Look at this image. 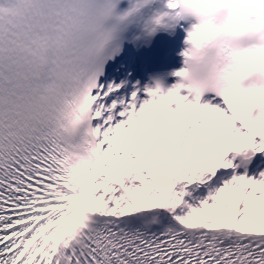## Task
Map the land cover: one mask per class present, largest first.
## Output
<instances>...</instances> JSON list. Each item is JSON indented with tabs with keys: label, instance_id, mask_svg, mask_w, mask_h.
<instances>
[{
	"label": "snow or ice",
	"instance_id": "6c2138e0",
	"mask_svg": "<svg viewBox=\"0 0 264 264\" xmlns=\"http://www.w3.org/2000/svg\"><path fill=\"white\" fill-rule=\"evenodd\" d=\"M213 2L264 27V0ZM117 3L0 0V264H264V174L186 199L231 154L264 153V49L240 58L245 87L207 104L121 97L100 82ZM75 111L95 161L70 175L56 128Z\"/></svg>",
	"mask_w": 264,
	"mask_h": 264
},
{
	"label": "clouds",
	"instance_id": "9594fccd",
	"mask_svg": "<svg viewBox=\"0 0 264 264\" xmlns=\"http://www.w3.org/2000/svg\"><path fill=\"white\" fill-rule=\"evenodd\" d=\"M129 3L130 9L116 18L113 28L115 32L120 25L121 31L134 27L136 32L128 40L134 47L150 46L161 33L174 36L178 29L187 26L182 69L172 73L178 79L179 93L200 100L207 96L223 98L226 91L247 85L240 72V58L264 49V27L257 18L237 17L230 5L213 0H129ZM120 51L119 44L114 46L109 52L110 59ZM89 126L86 112L62 115L57 121L63 167L70 175L83 173L95 161Z\"/></svg>",
	"mask_w": 264,
	"mask_h": 264
},
{
	"label": "bare ground",
	"instance_id": "6f19581e",
	"mask_svg": "<svg viewBox=\"0 0 264 264\" xmlns=\"http://www.w3.org/2000/svg\"><path fill=\"white\" fill-rule=\"evenodd\" d=\"M130 73H129V72ZM133 70H127L125 68L123 69H119L117 71H114L113 73V76L111 77V82H115L114 83V86H121L123 85V87L121 88V93H120V96L121 97H127L128 99L131 98V94H129V91H130V82L132 81L133 79V75L131 74ZM129 73V74H128ZM123 74V75H121ZM105 86H108L109 83H105L104 84ZM139 92H143L144 91V88H139L138 89ZM181 96H186L182 93H180ZM143 96H139L137 99L138 101L140 102H143L145 101L144 98H141ZM190 100L194 101V99L192 97H189ZM146 100H150V99H146ZM209 103V101L207 100L206 102H202L201 104L204 105V104H207ZM212 106H217L215 105L214 103L212 104ZM176 107V106H174ZM252 153L250 150L245 152V153H241V154H236V153H233L229 156V160H232L234 162L235 165H237V167L235 169H237V173L239 172L241 175H245L247 174V176L249 178H256V177H259L261 176L262 174H264V168L261 166V164H254L248 168H244L241 164V159ZM235 173V172H234Z\"/></svg>",
	"mask_w": 264,
	"mask_h": 264
},
{
	"label": "rangeland",
	"instance_id": "374dc122",
	"mask_svg": "<svg viewBox=\"0 0 264 264\" xmlns=\"http://www.w3.org/2000/svg\"><path fill=\"white\" fill-rule=\"evenodd\" d=\"M237 171V169L222 170L221 173H218L220 179L211 184L202 185L200 183H194L189 187L188 191L191 193V195L189 197H186V199L193 206H197L199 202L204 200L212 202L209 198L215 196L218 193L219 189L222 188L226 182L230 181L235 175H241L239 172L237 173ZM260 177L261 176L256 177V179H259Z\"/></svg>",
	"mask_w": 264,
	"mask_h": 264
},
{
	"label": "water",
	"instance_id": "95a60500",
	"mask_svg": "<svg viewBox=\"0 0 264 264\" xmlns=\"http://www.w3.org/2000/svg\"><path fill=\"white\" fill-rule=\"evenodd\" d=\"M258 161H259V154L258 153H256V154L252 153L251 155L242 158V165H243V167L248 168L252 164H254Z\"/></svg>",
	"mask_w": 264,
	"mask_h": 264
}]
</instances>
